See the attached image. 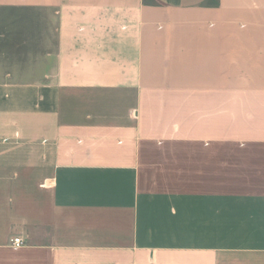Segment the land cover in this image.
Here are the masks:
<instances>
[{"label": "crops", "instance_id": "obj_1", "mask_svg": "<svg viewBox=\"0 0 264 264\" xmlns=\"http://www.w3.org/2000/svg\"><path fill=\"white\" fill-rule=\"evenodd\" d=\"M0 264H264V0H0Z\"/></svg>", "mask_w": 264, "mask_h": 264}, {"label": "built area", "instance_id": "obj_2", "mask_svg": "<svg viewBox=\"0 0 264 264\" xmlns=\"http://www.w3.org/2000/svg\"><path fill=\"white\" fill-rule=\"evenodd\" d=\"M11 246L13 249L17 250L24 246V241L20 237H15L11 239Z\"/></svg>", "mask_w": 264, "mask_h": 264}]
</instances>
